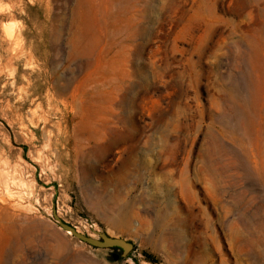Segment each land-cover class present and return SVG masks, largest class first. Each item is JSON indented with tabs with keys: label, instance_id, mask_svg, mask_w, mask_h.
<instances>
[{
	"label": "rangeland",
	"instance_id": "374dc122",
	"mask_svg": "<svg viewBox=\"0 0 264 264\" xmlns=\"http://www.w3.org/2000/svg\"><path fill=\"white\" fill-rule=\"evenodd\" d=\"M0 208V264H264V0H0Z\"/></svg>",
	"mask_w": 264,
	"mask_h": 264
},
{
	"label": "water",
	"instance_id": "95a60500",
	"mask_svg": "<svg viewBox=\"0 0 264 264\" xmlns=\"http://www.w3.org/2000/svg\"><path fill=\"white\" fill-rule=\"evenodd\" d=\"M53 219L59 226V228L71 235L73 238L77 239L78 241L91 246L96 249H121L122 250V257H126L129 252L132 251L133 247L131 244L125 242L122 239L111 238L105 235L104 233H99L96 231H92L93 235L97 236V239L92 237L83 235L75 231V229L65 223H63L55 213H53Z\"/></svg>",
	"mask_w": 264,
	"mask_h": 264
},
{
	"label": "bare ground",
	"instance_id": "6f19581e",
	"mask_svg": "<svg viewBox=\"0 0 264 264\" xmlns=\"http://www.w3.org/2000/svg\"><path fill=\"white\" fill-rule=\"evenodd\" d=\"M3 201V200H2ZM3 203V202H2ZM5 203V202H4ZM8 206H10V205H8ZM1 209V208H0ZM3 210V209H2ZM1 211V210H0ZM1 213H3L2 211H1ZM76 231V230H75ZM68 234V233H67Z\"/></svg>",
	"mask_w": 264,
	"mask_h": 264
}]
</instances>
